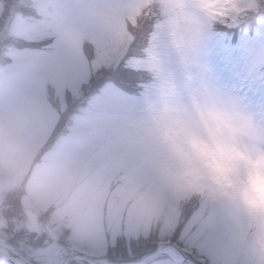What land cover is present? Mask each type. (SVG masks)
I'll use <instances>...</instances> for the list:
<instances>
[{
    "label": "rangeland",
    "instance_id": "374dc122",
    "mask_svg": "<svg viewBox=\"0 0 264 264\" xmlns=\"http://www.w3.org/2000/svg\"><path fill=\"white\" fill-rule=\"evenodd\" d=\"M208 99L248 114L264 151V0H0V249L128 264L174 243L194 264H264L261 218L199 169L171 178L161 113Z\"/></svg>",
    "mask_w": 264,
    "mask_h": 264
},
{
    "label": "clouds",
    "instance_id": "9594fccd",
    "mask_svg": "<svg viewBox=\"0 0 264 264\" xmlns=\"http://www.w3.org/2000/svg\"><path fill=\"white\" fill-rule=\"evenodd\" d=\"M160 119V139L177 161L171 178L180 182L199 169L221 185L243 211L261 218L255 244L264 250V151L257 147L252 118L208 99L194 101L192 111L165 109Z\"/></svg>",
    "mask_w": 264,
    "mask_h": 264
},
{
    "label": "water",
    "instance_id": "95a60500",
    "mask_svg": "<svg viewBox=\"0 0 264 264\" xmlns=\"http://www.w3.org/2000/svg\"><path fill=\"white\" fill-rule=\"evenodd\" d=\"M166 246V245H162L160 247H158L155 252H153L152 254H150L149 256H147L145 259L135 262V263H128V264H149L150 262L161 258V257H167L169 258L174 264H181L184 261L186 262H190L191 264H194L188 257H186L184 254H182L177 248V250L179 251V253L183 256V261L180 260H175L167 255L164 254L162 248ZM78 255L79 257H81L82 259H85L87 261H89L91 264H117V263H111V262H106V261H102V260H95V259H91V258H87L85 256H81L79 254H76L74 252H72L66 259V261L64 262V264H70L71 260H73L75 258V256ZM0 257L2 259H4L5 261H7L10 264H17L18 260L16 258H13L11 255H9L8 253H6L5 251H3L2 249H0Z\"/></svg>",
    "mask_w": 264,
    "mask_h": 264
},
{
    "label": "trees",
    "instance_id": "16d2710c",
    "mask_svg": "<svg viewBox=\"0 0 264 264\" xmlns=\"http://www.w3.org/2000/svg\"><path fill=\"white\" fill-rule=\"evenodd\" d=\"M26 13L30 14V11H25ZM140 22V21H139ZM150 21L146 19V21L142 20L140 23H142V27L140 26V29L143 30V35L145 33L146 30H149V26H150ZM254 26V19L253 17H246L245 20H242V24L240 27L236 28V29H227V28H220L221 32H223L224 34H238V33H243L245 31L251 32L252 27ZM144 27V29H143ZM143 39V38H142ZM139 40V43L137 45V47L135 48V52L139 53L140 51H142L144 49L145 43H143L144 41ZM22 44H19V47H21ZM132 55V54H131ZM121 76H123V74H121ZM118 79V78H117ZM130 87H133L130 86ZM153 248H156V245L154 244V246L152 247V250L150 251H154ZM199 264V263H198Z\"/></svg>",
    "mask_w": 264,
    "mask_h": 264
},
{
    "label": "bare ground",
    "instance_id": "6f19581e",
    "mask_svg": "<svg viewBox=\"0 0 264 264\" xmlns=\"http://www.w3.org/2000/svg\"><path fill=\"white\" fill-rule=\"evenodd\" d=\"M232 1L235 3L241 2V0H232ZM162 250H163L165 255H167V256L175 259V260H181V258H182L181 257L182 255L172 246L166 245L162 248ZM76 257H77V255H76ZM17 264H25V263L19 260V262H17ZM61 264H64V262H62Z\"/></svg>",
    "mask_w": 264,
    "mask_h": 264
}]
</instances>
